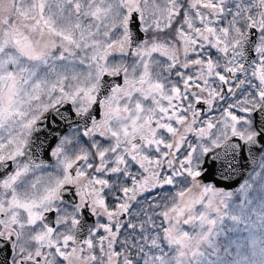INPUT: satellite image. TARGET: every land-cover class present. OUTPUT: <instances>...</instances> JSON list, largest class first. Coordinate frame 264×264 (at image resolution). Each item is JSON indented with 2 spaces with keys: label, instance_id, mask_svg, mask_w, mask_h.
<instances>
[{
  "label": "snow or ice",
  "instance_id": "1",
  "mask_svg": "<svg viewBox=\"0 0 264 264\" xmlns=\"http://www.w3.org/2000/svg\"><path fill=\"white\" fill-rule=\"evenodd\" d=\"M5 252L264 264V0H0Z\"/></svg>",
  "mask_w": 264,
  "mask_h": 264
},
{
  "label": "water",
  "instance_id": "2",
  "mask_svg": "<svg viewBox=\"0 0 264 264\" xmlns=\"http://www.w3.org/2000/svg\"><path fill=\"white\" fill-rule=\"evenodd\" d=\"M70 122V121H69ZM43 138V137H41ZM255 166V164H250V168H249V172H251V169ZM7 252H5L4 254L0 255V259H3L4 256H7Z\"/></svg>",
  "mask_w": 264,
  "mask_h": 264
},
{
  "label": "flooded vegetation",
  "instance_id": "3",
  "mask_svg": "<svg viewBox=\"0 0 264 264\" xmlns=\"http://www.w3.org/2000/svg\"><path fill=\"white\" fill-rule=\"evenodd\" d=\"M11 258L9 257V260H10Z\"/></svg>",
  "mask_w": 264,
  "mask_h": 264
}]
</instances>
